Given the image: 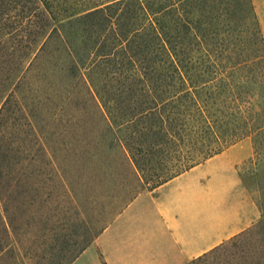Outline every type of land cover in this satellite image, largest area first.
Instances as JSON below:
<instances>
[{"label": "trees", "instance_id": "1", "mask_svg": "<svg viewBox=\"0 0 264 264\" xmlns=\"http://www.w3.org/2000/svg\"><path fill=\"white\" fill-rule=\"evenodd\" d=\"M248 137L260 160L252 0H0V264H72L107 227L79 209L98 155L156 188ZM254 187L261 219L186 264H264Z\"/></svg>", "mask_w": 264, "mask_h": 264}, {"label": "crops", "instance_id": "2", "mask_svg": "<svg viewBox=\"0 0 264 264\" xmlns=\"http://www.w3.org/2000/svg\"><path fill=\"white\" fill-rule=\"evenodd\" d=\"M236 146L156 188L143 182L74 262L186 264L252 226L262 212L243 195Z\"/></svg>", "mask_w": 264, "mask_h": 264}, {"label": "rangeland", "instance_id": "3", "mask_svg": "<svg viewBox=\"0 0 264 264\" xmlns=\"http://www.w3.org/2000/svg\"><path fill=\"white\" fill-rule=\"evenodd\" d=\"M264 36V0H252ZM231 157L246 158L238 167L241 175L243 195L247 204L258 205L259 191L255 185L259 176L264 171V151L260 160L251 161L254 154L252 138H245L236 143ZM122 152L116 150L109 153V159L104 161L101 155L94 159V163H86V171L78 178V201L82 217L97 229L108 226L112 219L119 213L141 189L142 182L138 175H120V162ZM106 159V158H105ZM107 164H111L112 168ZM106 168H109L107 171ZM103 171L108 172L104 174ZM249 185L251 187H249ZM253 186V187H252ZM242 194V193H241ZM248 214V210L246 211ZM259 220V219H258ZM257 220V221H258ZM252 221H254L252 219ZM256 221V222H257ZM254 222V223H256ZM93 262V261H92ZM73 264H80L78 260Z\"/></svg>", "mask_w": 264, "mask_h": 264}]
</instances>
